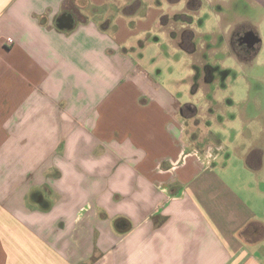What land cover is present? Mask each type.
<instances>
[{"label": "crops", "instance_id": "0c3cea01", "mask_svg": "<svg viewBox=\"0 0 264 264\" xmlns=\"http://www.w3.org/2000/svg\"><path fill=\"white\" fill-rule=\"evenodd\" d=\"M192 3L0 0V264H264L259 165L215 164L138 55L166 31L191 52Z\"/></svg>", "mask_w": 264, "mask_h": 264}, {"label": "rangeland", "instance_id": "374dc122", "mask_svg": "<svg viewBox=\"0 0 264 264\" xmlns=\"http://www.w3.org/2000/svg\"><path fill=\"white\" fill-rule=\"evenodd\" d=\"M201 1L198 10L176 15L178 27L192 31L191 52L178 46V39L169 42L176 35L166 31L162 42H150L145 55H138L145 57L142 67L152 79L182 103L178 107L192 113L188 138L212 145L219 166L258 164L251 175L255 183L248 181V192L242 193L264 196V2ZM239 43L253 49L242 59L234 52Z\"/></svg>", "mask_w": 264, "mask_h": 264}, {"label": "water", "instance_id": "95a60500", "mask_svg": "<svg viewBox=\"0 0 264 264\" xmlns=\"http://www.w3.org/2000/svg\"><path fill=\"white\" fill-rule=\"evenodd\" d=\"M56 25L59 29H63V30H71L75 27L76 25V18L74 16L73 13L71 12H64L63 14H61L56 21ZM32 199L36 202H38L42 207L44 208H48L50 207V202L48 200L45 199L43 192L39 191V190H35L32 193ZM124 219H118L115 222V226L118 229H121L124 226Z\"/></svg>", "mask_w": 264, "mask_h": 264}, {"label": "flooded vegetation", "instance_id": "af4514ba", "mask_svg": "<svg viewBox=\"0 0 264 264\" xmlns=\"http://www.w3.org/2000/svg\"><path fill=\"white\" fill-rule=\"evenodd\" d=\"M199 8L196 6L195 8H192V11H196L198 10ZM183 18L185 21L187 22H190L191 21V17H188L187 15L185 14H182ZM191 30H189L188 28H185V29H181V44H184L185 42H188L189 43V40H190V34H191ZM235 39V38H234ZM238 46L234 47V52L238 55L239 58H243L246 56V51L247 52H252L253 49L252 48H249V46H247V44H237Z\"/></svg>", "mask_w": 264, "mask_h": 264}]
</instances>
